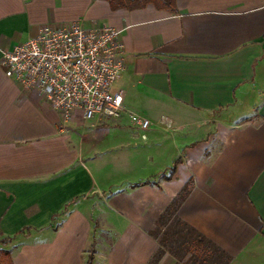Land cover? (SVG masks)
<instances>
[{
  "label": "crops",
  "instance_id": "obj_1",
  "mask_svg": "<svg viewBox=\"0 0 264 264\" xmlns=\"http://www.w3.org/2000/svg\"><path fill=\"white\" fill-rule=\"evenodd\" d=\"M73 22L120 32L113 90L150 127L79 111L64 122L0 65V250L11 264H264V0H175L174 12L0 0V56Z\"/></svg>",
  "mask_w": 264,
  "mask_h": 264
},
{
  "label": "built area",
  "instance_id": "obj_2",
  "mask_svg": "<svg viewBox=\"0 0 264 264\" xmlns=\"http://www.w3.org/2000/svg\"><path fill=\"white\" fill-rule=\"evenodd\" d=\"M119 35L114 28L85 29L77 22L46 25L36 36L2 50L0 65L7 78L36 91L64 122L76 111L89 122L126 114L134 127L146 131L150 120L126 111L122 91L113 90L125 68Z\"/></svg>",
  "mask_w": 264,
  "mask_h": 264
},
{
  "label": "trees",
  "instance_id": "obj_3",
  "mask_svg": "<svg viewBox=\"0 0 264 264\" xmlns=\"http://www.w3.org/2000/svg\"><path fill=\"white\" fill-rule=\"evenodd\" d=\"M107 1L112 9H117L119 7L136 9V8L144 7L148 4H152L156 8L161 10H165L168 12L175 11V0H107ZM189 189H190V183H187L184 186V188L181 190V192L178 194V196L172 201V204L170 205L167 211L168 214L169 212L174 213V210L180 205V203L184 200V198L188 194ZM0 264H11V255L8 250H0Z\"/></svg>",
  "mask_w": 264,
  "mask_h": 264
},
{
  "label": "rangeland",
  "instance_id": "obj_4",
  "mask_svg": "<svg viewBox=\"0 0 264 264\" xmlns=\"http://www.w3.org/2000/svg\"><path fill=\"white\" fill-rule=\"evenodd\" d=\"M176 118L177 119H180V120H183V121H189L190 120V114H186V115H181V114H178L177 116H176ZM109 130L112 132V133H115V130H113V129H110L109 128ZM188 131H186V132H189L190 131V128H188L187 129ZM105 161V160H104ZM103 161V162H104ZM151 169H152V166L149 168V167H147V171H151ZM139 173L140 174H142V172L139 170ZM132 177H135V174H134V172L132 173ZM139 177H142V175H139Z\"/></svg>",
  "mask_w": 264,
  "mask_h": 264
},
{
  "label": "water",
  "instance_id": "obj_5",
  "mask_svg": "<svg viewBox=\"0 0 264 264\" xmlns=\"http://www.w3.org/2000/svg\"><path fill=\"white\" fill-rule=\"evenodd\" d=\"M214 127H213V125H211V129H213Z\"/></svg>",
  "mask_w": 264,
  "mask_h": 264
}]
</instances>
